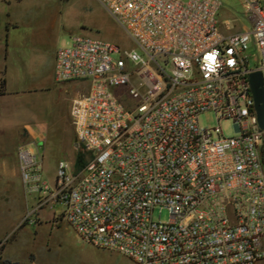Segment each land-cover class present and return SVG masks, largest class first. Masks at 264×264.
Here are the masks:
<instances>
[{"label":"built area","instance_id":"obj_1","mask_svg":"<svg viewBox=\"0 0 264 264\" xmlns=\"http://www.w3.org/2000/svg\"><path fill=\"white\" fill-rule=\"evenodd\" d=\"M135 48L73 35L54 79L76 84L69 119L84 155L50 183L41 140L16 149L25 191L62 206L79 238L137 264L264 260V0H241L251 27L219 25L221 0H99ZM230 119L201 126L199 115ZM167 214L163 220L162 212Z\"/></svg>","mask_w":264,"mask_h":264},{"label":"rangeland","instance_id":"obj_2","mask_svg":"<svg viewBox=\"0 0 264 264\" xmlns=\"http://www.w3.org/2000/svg\"><path fill=\"white\" fill-rule=\"evenodd\" d=\"M221 1L218 20L223 30L226 21L229 33L251 27L241 0ZM7 22L17 25L8 27L6 46L17 77L14 83L35 89L0 99V264H137L119 252L82 241L63 218L59 203L38 205L40 197L27 193L21 181L16 149L23 142L41 140L37 144L43 174L50 183L58 161L75 162L77 151H82L70 123L69 106L74 94L83 89L69 82L39 89L40 73L60 45L77 34L120 48H140L99 0H0V63ZM31 52L39 56V67L27 61ZM198 120L206 127L219 124L226 136L234 133L230 119L218 123L211 111L201 113ZM19 122L43 123L47 129L32 138ZM161 218L166 220L165 211Z\"/></svg>","mask_w":264,"mask_h":264},{"label":"crops","instance_id":"obj_3","mask_svg":"<svg viewBox=\"0 0 264 264\" xmlns=\"http://www.w3.org/2000/svg\"><path fill=\"white\" fill-rule=\"evenodd\" d=\"M8 3L12 0H7ZM16 27V24H10L9 22L6 23L5 25V39L1 42V44L4 46V57L2 59V63H0V87H1V81L4 80V85H3V92H0V99L6 100L8 96L16 95L19 93L23 92H29L31 90H34L33 88H18V85L14 83L15 77L14 73V67L13 63L9 59V54L8 51L6 50L7 46V36H8V27ZM4 43V44H3ZM55 53H53L51 57V63L50 65L41 71L40 73V78H39V89H47L55 84V79H54V62H55ZM27 61L36 67H39L41 65L40 58L35 52L28 53L26 55ZM22 124L26 130V132L29 134L30 137L36 138L40 135L44 134V131L47 129V125L40 123L37 125H31V124H25V123H20Z\"/></svg>","mask_w":264,"mask_h":264},{"label":"water","instance_id":"obj_4","mask_svg":"<svg viewBox=\"0 0 264 264\" xmlns=\"http://www.w3.org/2000/svg\"><path fill=\"white\" fill-rule=\"evenodd\" d=\"M250 85L254 97L257 118L260 127H264V104L262 91V76L260 72H254L250 75Z\"/></svg>","mask_w":264,"mask_h":264},{"label":"trees","instance_id":"obj_5","mask_svg":"<svg viewBox=\"0 0 264 264\" xmlns=\"http://www.w3.org/2000/svg\"><path fill=\"white\" fill-rule=\"evenodd\" d=\"M3 85H4V80L1 81V87H0V92H3ZM84 153L83 151L79 150L77 151L76 155H75V167H81L84 163ZM6 264H10L9 261H5Z\"/></svg>","mask_w":264,"mask_h":264}]
</instances>
